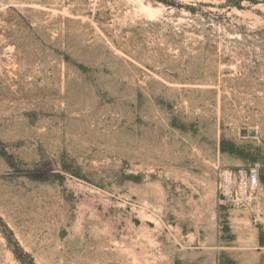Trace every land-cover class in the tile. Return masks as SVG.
<instances>
[{
  "label": "rangeland",
  "instance_id": "rangeland-1",
  "mask_svg": "<svg viewBox=\"0 0 264 264\" xmlns=\"http://www.w3.org/2000/svg\"><path fill=\"white\" fill-rule=\"evenodd\" d=\"M252 166L264 0H0V264L240 262Z\"/></svg>",
  "mask_w": 264,
  "mask_h": 264
},
{
  "label": "built area",
  "instance_id": "built-area-1",
  "mask_svg": "<svg viewBox=\"0 0 264 264\" xmlns=\"http://www.w3.org/2000/svg\"><path fill=\"white\" fill-rule=\"evenodd\" d=\"M264 170L257 166L248 168L221 169L217 173L216 196L220 207L240 210L256 209ZM258 220L254 216L253 223Z\"/></svg>",
  "mask_w": 264,
  "mask_h": 264
},
{
  "label": "crops",
  "instance_id": "crops-1",
  "mask_svg": "<svg viewBox=\"0 0 264 264\" xmlns=\"http://www.w3.org/2000/svg\"><path fill=\"white\" fill-rule=\"evenodd\" d=\"M253 239H256L254 241L255 245L260 246L259 237L256 236ZM233 264H264V246L263 249H259L256 246L254 250L249 248L243 255L242 261Z\"/></svg>",
  "mask_w": 264,
  "mask_h": 264
},
{
  "label": "trees",
  "instance_id": "trees-1",
  "mask_svg": "<svg viewBox=\"0 0 264 264\" xmlns=\"http://www.w3.org/2000/svg\"><path fill=\"white\" fill-rule=\"evenodd\" d=\"M43 167H42V165H41V167H40V169H42ZM39 179H41V178H39Z\"/></svg>",
  "mask_w": 264,
  "mask_h": 264
}]
</instances>
